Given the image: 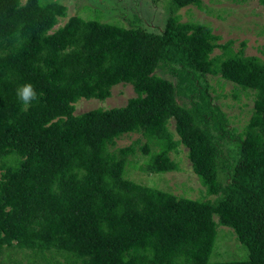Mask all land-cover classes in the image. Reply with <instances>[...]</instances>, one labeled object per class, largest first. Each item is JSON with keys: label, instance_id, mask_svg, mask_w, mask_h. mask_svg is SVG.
<instances>
[{"label": "trees", "instance_id": "obj_1", "mask_svg": "<svg viewBox=\"0 0 264 264\" xmlns=\"http://www.w3.org/2000/svg\"><path fill=\"white\" fill-rule=\"evenodd\" d=\"M87 1L115 10L112 0ZM201 4L168 0L162 28L149 31L136 17L122 26L76 14L53 28L66 17L61 0H0V256L15 250L24 264H264V60L246 55L244 41L233 49L209 25L180 21L178 9ZM207 77L230 82L234 100L251 95L242 129L214 103L220 93ZM25 83L40 93L27 107L16 95ZM118 83L134 93L123 106L73 113L79 98L104 100ZM130 133L143 142L113 147ZM179 144L199 197L125 176L137 148L147 155L140 169L178 170L169 152ZM219 225L246 250L243 259L211 260Z\"/></svg>", "mask_w": 264, "mask_h": 264}, {"label": "rangeland", "instance_id": "obj_2", "mask_svg": "<svg viewBox=\"0 0 264 264\" xmlns=\"http://www.w3.org/2000/svg\"><path fill=\"white\" fill-rule=\"evenodd\" d=\"M264 0H202V9L194 6L182 7L177 10L180 21H195L207 24L212 32L218 35V43L230 40V47L238 48L240 41H244V53L255 55L264 60ZM66 6V17L59 18L56 26L62 25L66 18L76 14L83 19L97 18L99 21L128 26L134 17L138 24L149 30L156 31L162 28L163 19L168 7V0H112L115 10L109 13V4L103 3L101 9L87 0H61ZM105 9V10H103ZM220 50L214 48L211 55L218 54ZM159 74V72L157 71ZM211 86V93H220L214 101L226 113L230 126L242 129L246 123L252 105V97L240 93L237 100L230 97V82L220 80L219 77H207ZM226 94V96H222ZM134 95L129 84H115L110 88V95L104 100L94 98H79L73 105V113H81L93 108H111L123 106L126 100ZM169 130L172 121L167 124ZM175 137V135H173ZM143 138L138 133L120 136L114 141L113 147L118 148ZM112 147V148H113ZM169 157L178 165V170L162 174H153L139 168L147 155H143L137 148L134 155H129L131 162L125 167V176L135 182L153 186L168 191L174 195L190 198L199 197V183L196 175L191 171L186 149L177 145L175 150L169 152ZM246 250L238 243L228 227L217 226L214 244V253L211 260H238L243 259ZM0 264H12L11 260H20L26 263L25 256L20 252L11 250L2 253Z\"/></svg>", "mask_w": 264, "mask_h": 264}, {"label": "clouds", "instance_id": "obj_3", "mask_svg": "<svg viewBox=\"0 0 264 264\" xmlns=\"http://www.w3.org/2000/svg\"><path fill=\"white\" fill-rule=\"evenodd\" d=\"M27 0H21V6L26 5ZM43 7V4L40 5ZM16 95L24 107L31 105L33 102H38L40 99V93L37 92L34 85L31 83H25L19 87L16 91Z\"/></svg>", "mask_w": 264, "mask_h": 264}]
</instances>
